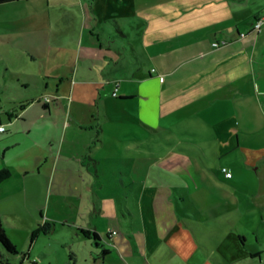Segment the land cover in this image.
Returning <instances> with one entry per match:
<instances>
[{
	"label": "crops",
	"instance_id": "crops-1",
	"mask_svg": "<svg viewBox=\"0 0 264 264\" xmlns=\"http://www.w3.org/2000/svg\"><path fill=\"white\" fill-rule=\"evenodd\" d=\"M0 8L11 46L1 59L8 63L12 51L21 52L38 64L39 80L33 87L25 59L19 73L9 64L4 67L5 83L13 89L23 86L25 92L19 96L15 89L14 98L9 96L11 106H0L1 122L13 125L5 124L0 145L18 142L27 119L35 124L50 119L59 125L56 115L62 114L66 122L56 134H73L91 118L109 119L113 104L150 127H159L162 116L169 127L184 118L207 130L201 131L195 153L207 165L199 171V181L221 191L228 201L222 202L224 211L210 204L220 221L214 224L217 234L205 243L190 224L192 213L202 217V208L190 199L182 207L176 183L151 185L150 193L133 203L137 214L127 201L117 205L106 200L98 219L120 224L123 218H133L125 221L127 233L110 223L105 228L91 213L86 215L91 212L87 208L75 223L79 237L90 245L86 242L80 251L73 244V264H264V245L244 237L248 233L264 238V143L255 144L264 142V26L261 31L247 26L264 17V0H16ZM29 17L34 25L26 24ZM145 59L150 69L141 72ZM26 92L48 95L49 101L43 100V106L28 103ZM69 92L70 104L62 100ZM88 92L97 102L83 99ZM43 109L47 116L41 115ZM52 145L56 148V136ZM60 151L51 154L58 157ZM43 155L38 152L35 167H25L27 172L42 171ZM235 186L249 199L244 209L234 199ZM75 187L80 189L78 182ZM87 187L93 191L92 183ZM18 189L16 193H23ZM241 220L243 225L236 228L234 221ZM83 229L97 232L99 243Z\"/></svg>",
	"mask_w": 264,
	"mask_h": 264
},
{
	"label": "rangeland",
	"instance_id": "rangeland-1",
	"mask_svg": "<svg viewBox=\"0 0 264 264\" xmlns=\"http://www.w3.org/2000/svg\"><path fill=\"white\" fill-rule=\"evenodd\" d=\"M11 8L6 6V9ZM28 23L34 25L35 20L29 17L26 20L27 25ZM247 26L252 30L254 23ZM8 38L9 35L5 33L0 23V98H2L0 106L9 108L11 104L9 105L8 101L14 98L15 89L19 96L25 92V89L23 86L13 89L10 84L5 83L4 67L9 64L19 73L23 71L20 70L22 69L20 63L25 59L28 66H31L28 67V73L32 74L30 80L34 82L33 87L39 84V80L35 73L38 64L31 61L28 56L23 58L21 52L19 54L12 51L10 56L13 60L8 63L1 59L9 55L6 52L7 46L11 50V46L7 43ZM148 69L150 64L145 59V66L141 72ZM18 73L16 75L20 76L21 80L24 79L23 74ZM68 91L63 90L65 94ZM69 93L70 96L66 95L62 100L70 104L73 95ZM35 94L26 92L28 103L43 106L45 95L33 96ZM105 95L106 93L103 92L102 97ZM91 97L93 96L88 92L83 99L88 101ZM92 101L96 99L91 98L90 102ZM98 101L102 99L98 98ZM21 108L19 105L18 110ZM46 112L43 109L41 115L47 116ZM108 113L109 119L96 115L97 117L91 118L88 124L77 125L73 134H65L64 131L65 135H57L55 130L66 122L62 114L56 115L57 118L59 117V125L50 119L42 124L28 123L27 119L26 125H21L24 132L18 142L10 140L0 145V168L6 167L12 171V176L1 184L4 189L3 192L0 190V217L8 237L17 248V253H9L0 243V260L10 264H73L71 258V253L74 252L73 244L76 243L75 247L82 251L83 246L88 242L79 237L75 223L79 217H85L87 208L91 212L87 210L86 215L91 213L105 228L110 223L112 227L121 230V233H127L125 221L131 223L133 218L132 220L130 217L123 218L121 220L123 223L120 224L117 221L107 222L98 219L97 211L101 207L100 204L109 199L117 205L125 204L127 201L128 207L137 214L138 211L133 206L134 201H139V197L144 193H150V186L158 182L176 183L178 188L176 187L175 191L182 207L185 205L184 200L190 199L202 208L200 212L202 217L192 213V221L190 220L197 237L206 243L212 234H217L214 224L220 219L216 218L214 210L209 206L216 203L224 211L225 206L222 202L228 201L224 199L226 195L221 191L206 188L198 178L201 168H207L204 159L195 154L198 153L197 149L201 144V131L206 132V128L198 123L185 121L184 118L169 127L165 116L161 117L159 127H150L124 109L116 108L115 104L110 107ZM40 120L45 121L41 118ZM5 124L13 128L11 123ZM50 126L53 129H50ZM54 136L57 138L56 148L52 145ZM263 143V141L255 142L257 145ZM58 148L61 151L57 152L58 157H55L51 152ZM38 152L41 155L45 154L42 156L44 161L42 171L27 172L25 167H35ZM212 175L216 180L223 181L215 173ZM251 176L253 175H249L250 178ZM77 182L80 189L75 187ZM91 183L93 191L90 192L87 186ZM85 187L87 190H84ZM18 188L23 189V193L22 191L16 193ZM6 193L11 194L8 196ZM234 193V199H239L240 208L244 209L249 199L241 188L235 189ZM190 201V204L194 203ZM92 208L93 211L95 208L97 210L93 212ZM247 217L253 223L251 216ZM225 218L224 221L229 220ZM234 222L236 228L243 225L242 220ZM244 237L251 244L260 242L264 245L262 236L255 239L246 233ZM87 244L90 245L89 242ZM46 252H49L50 256H46ZM109 262L116 263V261ZM88 263L83 262V264Z\"/></svg>",
	"mask_w": 264,
	"mask_h": 264
},
{
	"label": "trees",
	"instance_id": "trees-1",
	"mask_svg": "<svg viewBox=\"0 0 264 264\" xmlns=\"http://www.w3.org/2000/svg\"><path fill=\"white\" fill-rule=\"evenodd\" d=\"M13 1H16V0H0V5L7 4ZM11 176H12V171L9 168H6V167L1 168L0 169V186L5 180L9 179ZM82 232L85 236L93 238L95 243L97 244L99 243L100 237L97 232H90L87 229H83ZM0 243L2 244L4 249L8 251L9 253H13V254L17 253V248L15 244L8 237L1 217H0ZM104 252H107V249H105ZM0 264H10V262L0 260Z\"/></svg>",
	"mask_w": 264,
	"mask_h": 264
},
{
	"label": "built area",
	"instance_id": "built-area-1",
	"mask_svg": "<svg viewBox=\"0 0 264 264\" xmlns=\"http://www.w3.org/2000/svg\"><path fill=\"white\" fill-rule=\"evenodd\" d=\"M263 26H264V17L263 18H258L254 22V29L257 30V31H261V29L263 28ZM113 94L116 95V90L114 91ZM43 99L48 102L49 101V96L48 95H45V97ZM5 130H6V126L0 120V132H4ZM223 170L226 171L227 176H231L232 175V173L230 171H227L226 168H223ZM114 233H116V231H114Z\"/></svg>",
	"mask_w": 264,
	"mask_h": 264
}]
</instances>
